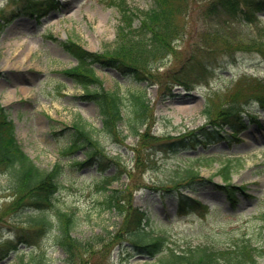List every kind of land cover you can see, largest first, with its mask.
<instances>
[{
    "label": "rangeland",
    "instance_id": "rangeland-1",
    "mask_svg": "<svg viewBox=\"0 0 264 264\" xmlns=\"http://www.w3.org/2000/svg\"><path fill=\"white\" fill-rule=\"evenodd\" d=\"M207 1L188 0L186 36L174 41L177 57H167L157 70H177L183 60L193 56L200 67H193L182 85L164 84L162 80L138 82L112 67L93 65L103 88L122 96L125 117L133 119L134 95H144L148 105L147 123L140 130L145 132V140L129 135L126 118L115 136L98 133L100 145L112 160L104 174L117 176L108 187H126L122 202L145 212L147 233L162 235L167 246L176 251L203 245L224 249L241 240L256 246L264 243L259 217L264 211V110L256 102L249 103L248 110L255 119L250 113L239 115L245 127L238 140L213 131L201 114L211 95L224 99L238 94L242 106L252 97L254 83L264 82V54L252 44L263 38L264 13L250 25L230 22L232 36L226 44L207 30ZM31 2L35 7L40 3L45 7L39 16L24 9ZM108 2L0 0V12L10 17L0 34V104L13 123L18 145L33 163L43 170L57 162L61 165L55 208L44 214L53 221L56 209L72 211L77 221L72 236L100 240L91 252L80 254L76 264H157V257L146 258L125 238L120 240L125 235L115 236L122 216L101 205L97 166L78 165L84 161L87 148L63 152L73 139L70 128L77 119L97 130L102 124L98 106L84 99L80 86L63 73L76 61L61 42L68 38L98 54L108 50L115 41L120 18L118 9ZM126 2L140 9L152 6V0ZM258 89L264 92L263 86ZM226 126L224 133H230ZM198 139L205 145L189 142ZM226 164L230 184L244 186L246 195L237 190L231 203L211 184L196 191L184 189L182 194L197 199L207 211L179 214L178 193L165 192L167 186H174L170 183L175 172L192 167L203 178L222 184L218 173ZM11 183L10 172L0 167V264H30V250L45 253L48 264H67L64 252L47 231L38 233L33 228L30 220L37 216L36 209L26 198L15 205ZM256 264H264V257Z\"/></svg>",
    "mask_w": 264,
    "mask_h": 264
},
{
    "label": "trees",
    "instance_id": "trees-1",
    "mask_svg": "<svg viewBox=\"0 0 264 264\" xmlns=\"http://www.w3.org/2000/svg\"><path fill=\"white\" fill-rule=\"evenodd\" d=\"M40 3L39 5H41ZM108 4L118 9L120 15L119 25L113 45L103 53H94L81 49L74 41L66 39L61 46L76 60V64L63 71L76 85L83 90V98L93 101L101 116L102 129L97 130L91 125L77 119L72 124V136L63 152H72L81 147H86L85 160L78 165H96L100 176L96 183L103 195L104 208L116 211L122 216L120 231L115 235L133 245L140 253L148 257L159 255L157 264H256L260 257H264L263 246L253 245L249 241L241 240L225 249H216L209 246L188 247L185 250L176 251L166 247L164 237L151 236L145 231L148 219L144 212L132 208L129 202H122L124 198L122 190H111L109 185L117 179V176H106L104 171L112 161L106 154L104 147L100 145L98 133L115 136L119 132V125L126 118L129 134L137 139L145 140V132H140L148 119L147 101L142 94L134 95L133 119L124 116L122 112L124 100L117 91L104 89L101 80L94 71V64L112 67L123 75H130L138 82L160 80L164 84L182 85L184 76L193 67L199 66L198 60L189 56L180 63L177 70H166L158 73L162 67L163 60L169 56L177 57L175 40H182L187 31L184 28L187 17L186 4L188 0H152V6L148 9H140L129 5L126 0H109ZM34 2L24 9L29 13L36 14L45 9ZM51 2L47 3V7ZM205 13L209 16L210 27L208 31L213 32L215 37L222 38L226 44L230 40V22H241L250 25L257 14L264 12V0H208ZM189 12V11H188ZM137 24H134L135 20ZM10 22V17L0 12V33ZM232 30V29H231ZM263 38L252 42L256 50L264 54V29L261 28ZM264 56V55H263ZM174 58V59H175ZM205 63V62H204ZM200 67V66H199ZM264 87L263 83H254L252 97L264 108V92L259 91L258 86ZM205 104L202 114L214 125L227 124L234 135L240 126L239 99L241 97L230 95L219 99L217 95ZM223 103V104H222ZM219 121V122H217ZM175 142H171L174 144ZM182 143V141L180 142ZM0 167L12 175L11 192L16 197L14 203L17 206L21 200L26 198L28 203L36 209L37 216L31 217L32 226L36 232L47 231L52 242L64 252V260L67 264H76L80 254L92 251V246L98 241L83 240L72 236L73 225L76 224L75 213L56 209L54 220L47 218L44 212L55 208L56 197L61 189L59 177L62 175L60 163H55L51 169L43 170L36 166L33 161L22 151L17 144L14 135V126L5 109L0 105ZM222 186L219 189L225 196L234 202L237 190L244 193V186L230 184V167L225 165L220 171ZM175 179V180H173ZM170 184L175 187H188L194 189L203 184V179L197 170L186 167L178 170ZM186 185V186H184ZM167 186L166 190L169 191ZM201 205L192 199L185 198L179 206V214L188 210L201 209ZM262 229L264 230V211L260 214ZM111 233H108L110 236ZM120 235V236H121ZM264 242V231L263 235ZM163 253V254H162ZM30 264H48L45 253H28ZM84 264V263H82Z\"/></svg>",
    "mask_w": 264,
    "mask_h": 264
}]
</instances>
